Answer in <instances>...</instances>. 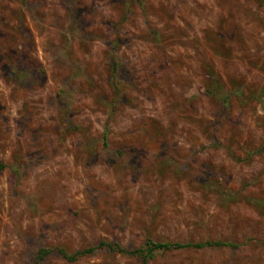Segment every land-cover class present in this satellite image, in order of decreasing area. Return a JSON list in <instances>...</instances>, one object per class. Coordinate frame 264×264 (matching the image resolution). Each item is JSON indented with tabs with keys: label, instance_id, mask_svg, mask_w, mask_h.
Here are the masks:
<instances>
[{
	"label": "rangeland",
	"instance_id": "374dc122",
	"mask_svg": "<svg viewBox=\"0 0 264 264\" xmlns=\"http://www.w3.org/2000/svg\"><path fill=\"white\" fill-rule=\"evenodd\" d=\"M0 165V264H264V0H0Z\"/></svg>",
	"mask_w": 264,
	"mask_h": 264
},
{
	"label": "trees",
	"instance_id": "16d2710c",
	"mask_svg": "<svg viewBox=\"0 0 264 264\" xmlns=\"http://www.w3.org/2000/svg\"><path fill=\"white\" fill-rule=\"evenodd\" d=\"M208 93H215L222 95V92L218 91H210L207 90ZM226 98L225 95H223ZM106 132L103 134V138H105ZM2 167V165H0ZM220 246H235L230 242L225 241H203V242H160L154 241L152 239L147 238L144 242V245L139 248H125L120 246L116 242H109L105 240H100L95 246L88 247L84 250H79L73 253H67L63 248H58L57 252L59 255L67 261L73 262L78 260L82 255L91 254L97 249L107 248L110 251L131 255V256H141L143 258H151L153 257L156 251H167V250H175V249H185V248H195L202 249L208 247H220ZM51 253V249L42 248L38 251L37 257L43 259L47 255Z\"/></svg>",
	"mask_w": 264,
	"mask_h": 264
}]
</instances>
